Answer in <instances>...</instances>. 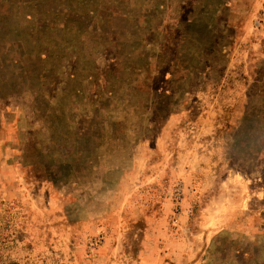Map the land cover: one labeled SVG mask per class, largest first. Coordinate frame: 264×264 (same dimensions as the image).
Returning <instances> with one entry per match:
<instances>
[{"label":"rangeland","instance_id":"1","mask_svg":"<svg viewBox=\"0 0 264 264\" xmlns=\"http://www.w3.org/2000/svg\"><path fill=\"white\" fill-rule=\"evenodd\" d=\"M0 264H264V0H0Z\"/></svg>","mask_w":264,"mask_h":264}]
</instances>
